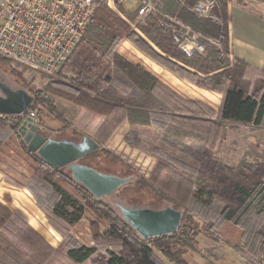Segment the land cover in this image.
Wrapping results in <instances>:
<instances>
[{
	"label": "trees",
	"instance_id": "16d2710c",
	"mask_svg": "<svg viewBox=\"0 0 264 264\" xmlns=\"http://www.w3.org/2000/svg\"><path fill=\"white\" fill-rule=\"evenodd\" d=\"M160 1L159 11L176 17L206 38L220 40L221 52L205 43L203 54L187 56L173 42L170 31L157 26V15L136 23L145 37L142 38L117 13L98 3L86 32L61 68L59 79L45 78L40 86L24 89L33 98L28 110L38 113L35 123L40 130L47 126L45 114L59 123V138L69 129L68 140L78 142V138L88 137L98 145L80 163L86 164V159L98 154L109 156L105 146L127 124L125 145L149 155L156 163L149 182L139 177L128 187L133 191L146 188L182 208L181 225L175 233L148 240L140 238L102 202L103 198H94L76 184L67 168L55 170L28 150L18 132L22 118L0 114V128L16 130L20 148L34 163L28 184H17L18 187L32 195L39 209L68 226H74L86 212H91L95 216L90 222L93 239H104L119 247L117 251L100 252L95 247L70 242L66 236L63 262L56 264H163L154 250L174 264H185L181 258L184 251H196V236L214 224H223L221 229L233 228L235 234L221 239L226 246L243 251L253 264H264V162H249L250 155L245 153L235 166H230L216 156L226 126L260 125L264 117V67H252L238 58L230 60L227 0H216L218 6L212 15L218 22L198 19L187 10L197 0H185L183 4ZM230 1L240 7L246 5V0ZM117 8L128 20L136 22L134 12H124L118 3ZM123 41L179 81L220 94L218 111L200 101L181 98L141 65L123 58L117 52ZM76 120L82 131L74 126ZM172 173L180 180L175 197L160 187L161 177L169 178ZM5 197L9 202L10 198ZM192 213L212 221L210 226L200 229ZM2 232H7L18 246L11 248L0 243V264H50L51 256L57 252L23 213H12L0 202V236ZM220 233L222 238L223 230Z\"/></svg>",
	"mask_w": 264,
	"mask_h": 264
},
{
	"label": "rangeland",
	"instance_id": "374dc122",
	"mask_svg": "<svg viewBox=\"0 0 264 264\" xmlns=\"http://www.w3.org/2000/svg\"><path fill=\"white\" fill-rule=\"evenodd\" d=\"M117 1L118 0H115V6L113 7L114 9H111L106 5L105 6L111 11L117 13L122 20L125 19L129 23H133L128 20L125 13L118 11ZM227 1L228 3L232 4L230 0ZM120 5L122 6L124 12H133L134 8L132 7L131 0H127L125 3H120ZM235 19L236 17L233 14V23ZM136 28L138 29L137 26ZM136 33L142 38H145L139 29ZM152 46L159 54L162 55V53L154 45ZM118 50L129 60V62L135 65H141L149 73L155 74L156 77L161 79L166 77L169 78L166 75L169 73L168 71L164 70L150 59L142 55L129 42L123 41L118 46L117 52ZM10 64L11 65H9V61L0 59V95L3 93V90L8 89L12 92L21 88L29 90L40 86L46 81V77L39 73H33L13 63ZM59 77L60 76H57L56 78L51 79H59ZM182 83L185 85L190 84L187 81ZM191 85L192 84H190V86ZM180 94L184 96L185 100L197 98L194 95H187L184 93ZM43 117L45 124H47L45 128L40 130V133L43 136L53 140H68L70 138L71 130L68 129L69 131L67 130L64 132V134L59 138V123L45 114ZM74 126L77 128V130L82 131L77 120L74 122ZM127 128L128 125L124 123L105 146V150L110 154L109 156L98 154L93 158L91 157L85 160L86 164L84 165H90L91 167L93 166L92 168L103 174L114 175L126 179L132 178L131 182L124 185L113 194L104 197L102 202L109 205V207H111L119 216H121L119 210L120 206L131 208H149L153 210H161L170 207L180 210L183 214L184 210H182V208L178 209L171 201L167 199L160 197L158 198L153 192L146 188L140 189V191H133L132 188L130 189V187H128L130 183L139 177H144V179L149 182L148 179L152 178L156 163L151 157H149V155L142 153L139 150L131 149L125 145L123 141L125 135L122 138L123 140H121L120 136L124 130L128 131ZM263 131V128H242L239 125L226 126L223 131L222 140L216 148L217 159L224 164L235 166L239 159L242 158L245 153H248L250 155L248 156V159L250 160L249 162H252L253 160L264 162V134L262 136ZM15 133L16 130L13 131L9 130L8 128H0V202H2L12 213H23L27 217L28 223L32 226V228H34V230L39 235H41V237L53 250L57 251L55 255L51 256L50 264L63 262V250L65 248L64 242L66 240V236L70 237V242H76L80 245L95 247L100 252H104L106 249L117 251L119 248L117 245L110 244L104 241V239L97 241L93 239L90 222L95 220V216L91 212H86L83 218L80 219L74 226H68L62 221L52 217L48 212L46 213L39 209L32 195L26 189L18 187L17 184L23 186L28 184L29 179L27 178H29L30 167L33 166L34 163L30 156L20 148L17 135ZM78 141H81V137L78 138ZM83 163L84 162L81 164ZM162 175L163 174H161V176ZM179 181V178L175 177L173 173L169 178L162 176L161 183L163 186L160 187H162L161 189L169 196L175 197L177 194ZM25 191H27L30 196L25 193V197L28 201H24L25 203L22 204L21 199H19L20 195H17V192L20 194ZM5 196L10 198L9 202L4 200L6 199ZM210 202L211 199L207 204H210ZM43 203L46 204L47 200H44ZM250 214H253L252 211ZM191 216L200 229H204L205 226H210L209 223L212 222L204 221L199 216H196L195 213H192ZM49 219L51 220L54 227L50 223ZM216 225L217 224H214L213 227H210L211 229L206 228L207 232L201 230L200 234L196 236V251H193L192 249H186L184 251L181 258L185 264H253L251 258L243 251H235L234 249L230 248V246H226L222 241L223 239H228L230 235L227 234H235V232H233V228L230 230L227 228V226H225L224 229H221L223 224L221 226ZM222 230L224 236L221 238L222 234L220 232H222ZM100 231L102 232L103 229ZM1 234L0 243L2 245L11 248L18 246V242L10 237L7 232H2ZM213 238L217 239L218 241L213 240ZM154 253L163 264H174L167 260L158 251L154 250Z\"/></svg>",
	"mask_w": 264,
	"mask_h": 264
},
{
	"label": "built area",
	"instance_id": "2783aa9c",
	"mask_svg": "<svg viewBox=\"0 0 264 264\" xmlns=\"http://www.w3.org/2000/svg\"><path fill=\"white\" fill-rule=\"evenodd\" d=\"M131 1L136 22L123 20L134 32H138L136 23L157 15V26L169 30L173 42L187 56L203 54L205 43L221 52L220 40L206 38L176 17L159 11L160 0ZM184 1L176 0L180 4ZM98 3L111 9L115 6V0H0V58L46 78H56L86 32ZM216 6V0H197L187 10L198 19L218 22L212 15ZM26 116L37 119L32 110Z\"/></svg>",
	"mask_w": 264,
	"mask_h": 264
},
{
	"label": "water",
	"instance_id": "95a60500",
	"mask_svg": "<svg viewBox=\"0 0 264 264\" xmlns=\"http://www.w3.org/2000/svg\"><path fill=\"white\" fill-rule=\"evenodd\" d=\"M33 101L24 89H18L8 97H0V114L22 118L18 129L28 150L55 170L67 168L76 184L83 186L94 198L102 199L132 181L103 174L78 162L85 155L97 150L98 145L90 138L81 141L53 140L40 133L35 121L27 117ZM121 218L143 240L175 233L181 225L182 212L174 208L153 210L149 208L119 207Z\"/></svg>",
	"mask_w": 264,
	"mask_h": 264
},
{
	"label": "crops",
	"instance_id": "0c3cea01",
	"mask_svg": "<svg viewBox=\"0 0 264 264\" xmlns=\"http://www.w3.org/2000/svg\"><path fill=\"white\" fill-rule=\"evenodd\" d=\"M245 4V7H240L227 2L229 57L230 60L238 58L252 67L261 68L264 67V3L258 0H246ZM233 14L236 17L234 23L232 21ZM118 53L128 60L119 50ZM166 75L169 78L161 79L154 76L181 98L185 99L180 93L194 95L197 98H191V100L197 99L196 101H201L214 111H218L221 104L220 94L200 89L193 85L190 86V84L185 85L170 73ZM241 127L264 129V117L258 126L249 125ZM126 133L127 130H124L120 136L121 140H123L122 138ZM263 134L264 131L262 132V136ZM25 193L30 196L27 191L20 194L17 192V195H20L19 199H21L22 204L25 203L24 201H28Z\"/></svg>",
	"mask_w": 264,
	"mask_h": 264
},
{
	"label": "flooded vegetation",
	"instance_id": "af4514ba",
	"mask_svg": "<svg viewBox=\"0 0 264 264\" xmlns=\"http://www.w3.org/2000/svg\"><path fill=\"white\" fill-rule=\"evenodd\" d=\"M11 93H13V92L8 90V89L7 90H3V93H1L0 97H3V98L8 97V96L11 95Z\"/></svg>",
	"mask_w": 264,
	"mask_h": 264
}]
</instances>
